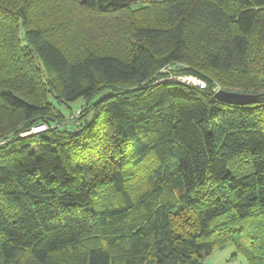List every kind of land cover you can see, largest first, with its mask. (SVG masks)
I'll return each mask as SVG.
<instances>
[{"label":"trees","instance_id":"trees-1","mask_svg":"<svg viewBox=\"0 0 264 264\" xmlns=\"http://www.w3.org/2000/svg\"><path fill=\"white\" fill-rule=\"evenodd\" d=\"M7 1L0 264H203L228 243L264 264V0H69L84 24L126 14L104 22L115 28L107 47L90 36L72 51L62 0ZM169 64L209 87L160 82ZM214 79L260 99L219 100ZM50 96L84 99L79 127L55 126Z\"/></svg>","mask_w":264,"mask_h":264},{"label":"rangeland","instance_id":"rangeland-1","mask_svg":"<svg viewBox=\"0 0 264 264\" xmlns=\"http://www.w3.org/2000/svg\"><path fill=\"white\" fill-rule=\"evenodd\" d=\"M4 2H9V1L4 0ZM62 2H63V6L67 10L73 12L70 18L71 21H69V26L71 28L68 29L69 31L68 37L62 40L63 42L60 40L62 43L61 46L65 48L66 50H70V51H72L71 50L72 48L69 45L70 43L73 44L74 47H79L83 42H86V44L90 42V40H88L90 36L95 37L94 41H97L99 43L100 48L107 47L105 46V44L108 43L106 40H109V38L114 35L115 28L111 27L108 24H104V22L110 20V21H116L118 23L121 21L123 17L126 16L125 12H122V13H118V15L112 14L107 17H88V18L85 17L88 21H86V24H84V22L80 21V19L84 18V17H80L83 11L80 8H78V5H76L75 3L74 5L71 4L69 0H62ZM132 7H131V10H134L137 7V5H133ZM128 10H130V8ZM46 12H47L46 14H50L53 18H55L54 21L61 20L57 15L58 12H52L49 9H46ZM148 13L150 12L148 11ZM33 16L35 15L33 14ZM149 22L155 23L154 18L150 19ZM1 28H4V26H1ZM174 65L176 67V70H179V69L184 70L188 68V66L184 64L183 62L175 63ZM43 67L45 69H48L47 67H45V65H43ZM2 71H3L2 72L3 76L1 75L0 77L9 81L10 77L7 76L8 71L6 70H2ZM180 75H190V74L181 73ZM224 76H228V75L226 74ZM203 80L206 82L207 87H209L208 81L204 78ZM214 80L215 81H213V83L215 86L213 89L215 90L216 88H218L217 91H214L215 94L221 90H226L230 92H239V93H244V94L259 95L258 100L260 99V94L258 93L242 92V91H238L235 89L233 91L228 90L224 88L220 83H218V80L216 79ZM13 82L17 84L21 83L22 85L21 84L19 85L24 87V81L21 79H17V81L16 79H14ZM171 91L179 93V94L188 95L189 90L183 85H172ZM111 93H112V90L107 88L103 90L100 94H98L94 99H92V102H95ZM38 95H40V93ZM30 98L32 99V96H30ZM50 101H52L55 104V106L57 107V111L61 114V118H57L58 120L54 121L55 126L63 127L66 125V127H69V128L79 127L77 125H80L81 121L79 120L76 122H71V121L73 120V118L76 119L81 113V109L84 106V102H85L84 99L80 98L74 102H69V103H58L53 96H50ZM7 117L10 121H13V122L18 121V118H19L16 114H12V113H10ZM43 125L46 126V124L43 123V124L35 125L30 130H24L23 135L24 136L31 135L38 131H42L44 129H39V128H41V126ZM8 139H10V137ZM6 140L0 138V144L6 142ZM235 253H236V248L234 244L228 243L222 247L216 248L210 255L206 256L203 259V264H248L247 259L244 255L238 254L235 257L234 256Z\"/></svg>","mask_w":264,"mask_h":264},{"label":"built area","instance_id":"built-area-1","mask_svg":"<svg viewBox=\"0 0 264 264\" xmlns=\"http://www.w3.org/2000/svg\"><path fill=\"white\" fill-rule=\"evenodd\" d=\"M174 65H167L161 69V73L164 74L165 77L161 78L160 82H179L185 85H188L190 87H198L201 89H206L207 84L206 82L199 76L190 74V75H180L176 74L174 72ZM218 88H216L214 91H217ZM46 126H41L39 129H45Z\"/></svg>","mask_w":264,"mask_h":264},{"label":"water","instance_id":"water-1","mask_svg":"<svg viewBox=\"0 0 264 264\" xmlns=\"http://www.w3.org/2000/svg\"><path fill=\"white\" fill-rule=\"evenodd\" d=\"M215 97L219 100L230 104H252L258 101L259 95L244 94L239 92H230L221 90L215 94Z\"/></svg>","mask_w":264,"mask_h":264}]
</instances>
